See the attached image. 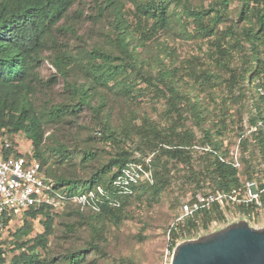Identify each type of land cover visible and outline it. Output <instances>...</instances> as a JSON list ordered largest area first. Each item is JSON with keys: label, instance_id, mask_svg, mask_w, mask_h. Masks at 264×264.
<instances>
[{"label": "trees", "instance_id": "1", "mask_svg": "<svg viewBox=\"0 0 264 264\" xmlns=\"http://www.w3.org/2000/svg\"><path fill=\"white\" fill-rule=\"evenodd\" d=\"M93 1L95 16L110 18L109 45L93 46L78 56L63 47L60 36L76 33L71 10L79 0H0V156L37 159L57 186L69 193H82L96 184L110 186L127 162L142 160L137 154L153 153L154 181L137 184L133 194L121 197L119 207L105 204L96 211L67 203L63 208L67 209L65 215L78 217L90 236L81 247L58 256L49 251L48 243L55 233L56 214L63 209L31 207L19 215L6 211L0 219V264H87L90 254L104 253L109 224L120 225L134 200L145 196L158 200L172 187L180 167L187 168L180 181L193 186L191 197L207 187L226 191L248 179L262 180L252 157L258 154L264 163V126L250 131L240 141L241 168L227 161L231 151L223 144L230 126L243 134L244 127L238 124L243 117L242 107L239 105L234 114L230 107L245 97L246 86L255 89L249 127L264 120V97L255 88L256 78L264 76V0H212L207 5L191 0ZM234 1L237 5L233 8ZM176 23L181 29L189 25L193 37L211 44L209 65L196 66L193 57L188 60L186 76L203 87L222 79L230 92L225 101L231 105L221 107L223 112L216 114L215 122L208 108L190 91L182 89L180 70L168 68L158 54L152 52L147 58L139 50L143 46L150 52L162 33L172 30ZM45 59L55 69L46 78L41 72ZM213 67L217 73L211 70ZM58 80L63 82L65 94L60 102L44 96ZM140 82L145 86H140ZM141 94L165 100L161 118L133 109L115 123L111 96L129 100ZM84 112L92 116L96 126L91 138L112 147L110 157L89 171L85 179L61 169L66 162L72 163L73 151L48 133ZM189 121L201 131V137ZM22 133L31 142L26 153L19 151L16 141ZM197 145L212 150L197 156ZM246 152L251 155L247 157ZM80 156L82 163H89L98 159V152L85 147ZM17 217L22 224L10 232L12 247L7 249L4 231ZM38 219L43 231L31 237ZM218 220L223 221L224 216L215 205L191 217L186 228L192 230L201 225L208 229ZM65 225L71 232L78 228L71 221ZM172 236L176 233L172 232ZM117 264L137 263L122 258Z\"/></svg>", "mask_w": 264, "mask_h": 264}, {"label": "rangeland", "instance_id": "2", "mask_svg": "<svg viewBox=\"0 0 264 264\" xmlns=\"http://www.w3.org/2000/svg\"><path fill=\"white\" fill-rule=\"evenodd\" d=\"M195 4L203 3L207 5L212 0H191ZM127 6L130 5L127 1ZM237 2L232 3L234 8ZM77 10L80 13L76 12ZM71 19L74 21V29L76 33H68L60 36L61 44L65 48H68L70 52L75 55H84L87 50L93 48L96 45L108 46V36L110 18L101 19L95 16V5L93 0H79L72 10ZM211 44L205 40H199L193 37L191 27L181 29L179 24H174L172 30L162 33L154 44L150 52L148 49L140 46L139 50L144 57L149 58L154 54L160 55L162 59H165V65L168 68H176L182 73V80L180 86L182 89H187L191 92L194 99H199L203 106H206L211 113L212 121L217 120L216 114L221 115L223 112L221 107L231 105L229 100L225 101V98L230 96V92L224 85L222 79L216 80L215 84L210 86H199V83L194 79L186 76L188 60L194 59L196 66L209 65L210 62V49ZM171 51V52H170ZM169 52V53H168ZM50 53V50L47 51ZM214 73H217V68L211 69ZM55 71L48 60H44L41 68L42 75L46 78ZM140 86L144 87L145 84L140 82ZM256 88V87H255ZM245 97L240 99V103L230 107V113H235L236 109L242 107L243 117L238 124H242L244 130L243 134L239 135L236 130H230L227 132L224 139L223 147L232 151L238 147L241 151L240 141L245 136H248L250 132L249 127V115L253 109L252 96H254V87L250 88L246 86ZM52 100L57 102L65 99L63 93V82L58 80L52 88L48 91V95ZM116 97V96H115ZM111 96L113 100V114L112 119L115 123L119 120H123L122 117L129 110L136 109L139 113L146 112L155 119L161 118V113L166 108V102L162 98L156 100L150 94H141L132 99L125 100L115 98ZM225 102V103H224ZM225 105V106H226ZM221 109V110H220ZM188 124L193 126L197 131L198 138L201 137V131L194 125L192 121ZM96 130L94 119L88 112H84L77 119H71L63 124H59L52 129H49L48 133H53L54 137L65 142V144L73 151L72 163H65L62 165V170H66L67 173L74 177L87 178L89 171L106 161L110 157L112 147L109 144L97 139H92L91 134ZM16 141L19 144V151L26 153L31 147L30 140L25 134H19L16 137ZM85 147L93 148L98 152V159L89 162H81V150ZM197 150V156L203 153L205 150L209 151V147L195 146ZM243 154V153H242ZM138 157L141 154H137ZM245 155L249 157L251 154L246 152ZM142 156V155H141ZM253 162L258 170L259 179L264 177V163L260 161L258 154L253 155ZM199 160V158H198ZM187 168L180 167L174 174L176 179L170 187V189L164 191L158 200L143 197L140 200H134L126 211V218L120 225H111L107 230V241L104 245L103 254H90L87 264H117V261L122 258H128L133 260L137 264H165L166 250L169 245L168 230L175 216L179 212L180 205L191 198L193 192V186L189 183L180 181V175L185 173ZM243 181L246 180L245 176H242ZM178 180L180 182H178ZM211 189V188H204ZM67 209H63L56 214L55 233L50 236L49 248L50 252L58 256L66 253L71 248L81 247L89 239V231L87 227L80 225L78 217H69L65 215ZM75 222L77 230L71 232L67 230L66 222ZM22 221L19 217L11 221L9 229L4 231V239L7 241V249H10L12 235L10 232L17 230L20 227ZM228 225V224H227ZM222 220L215 221L209 226V230L203 235L212 233L226 227ZM43 231L41 221L35 220L33 230L30 234L31 237L37 235ZM202 235V236H203Z\"/></svg>", "mask_w": 264, "mask_h": 264}, {"label": "built area", "instance_id": "3", "mask_svg": "<svg viewBox=\"0 0 264 264\" xmlns=\"http://www.w3.org/2000/svg\"><path fill=\"white\" fill-rule=\"evenodd\" d=\"M260 96L264 97V76L255 80ZM264 126V120H259L250 131ZM209 150H212L208 148ZM231 159L227 160L236 168H241L239 148L231 151ZM141 156L142 160H131L115 176L110 186L96 184L82 193H69L57 186L48 178L41 162L25 155L3 158L0 156V219L6 211L20 214L34 207H50L60 210L69 202L82 207L99 211L108 204L119 207L121 197L134 193V188L142 181L153 183L154 172L151 157ZM224 160V159H223ZM264 177L248 179L242 185L223 191L219 189H206L199 191L180 205L168 230L169 245L166 250L165 264H171L175 247L183 241L194 240L210 231L198 225L195 229H187V221L200 215L205 209L217 205L223 212L225 225L235 222H246L254 228H264ZM215 223V222H214ZM172 232L176 236H172Z\"/></svg>", "mask_w": 264, "mask_h": 264}, {"label": "water", "instance_id": "4", "mask_svg": "<svg viewBox=\"0 0 264 264\" xmlns=\"http://www.w3.org/2000/svg\"><path fill=\"white\" fill-rule=\"evenodd\" d=\"M171 264H264V228L246 222L178 244Z\"/></svg>", "mask_w": 264, "mask_h": 264}]
</instances>
